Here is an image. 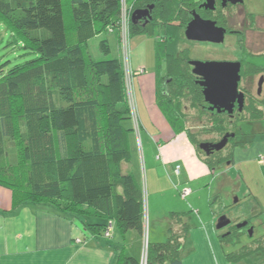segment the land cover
<instances>
[{"label":"trees","instance_id":"trees-1","mask_svg":"<svg viewBox=\"0 0 264 264\" xmlns=\"http://www.w3.org/2000/svg\"><path fill=\"white\" fill-rule=\"evenodd\" d=\"M123 2L130 16L135 10L153 5L149 18L133 22L130 17L129 36L158 38L157 105L174 132L188 134L210 170L222 161L217 159L214 164L202 154L198 133L187 124L192 117L187 111L195 110V118L191 119L195 122L207 113L213 118L209 130L221 135L232 131L233 120L225 123L223 115L228 114L206 110L200 77L190 67V49L185 47L177 55L172 54L167 50V40L157 34L171 24L185 30L194 11L233 29L228 24L227 9L203 13L196 0H0V22L22 44L25 54L33 55L6 72L7 63L0 68V186L11 191L13 206L49 204L58 213L96 218L84 221V227L93 234L105 235L110 222L114 223L124 239L115 264H141L146 233L145 194L133 172L123 167L131 159L130 136L134 131L126 66L122 58L109 57L108 39L99 42L105 56L102 59L93 55L90 46L94 37L111 28L121 41ZM261 17L264 21V15L258 20ZM245 18L249 29L264 35V29L257 27L255 14L247 13ZM244 28L238 34L242 52L246 56L263 54L264 47L259 51L249 47ZM162 63L171 75L174 93L159 89ZM243 66L241 75L251 94V74L263 73V67L249 62ZM248 107L253 115L247 119L263 118L262 106H248L247 102L240 118ZM238 131L233 133L237 135ZM230 155L232 163L233 151ZM184 216L171 212L169 237L161 242L148 241L147 264H184L183 239L188 229ZM131 232L136 233L138 245L131 246ZM241 233L234 230L221 234L222 245L236 244ZM262 241L264 236L250 246L226 252L228 262L235 264L258 251L264 259Z\"/></svg>","mask_w":264,"mask_h":264},{"label":"rangeland","instance_id":"rangeland-1","mask_svg":"<svg viewBox=\"0 0 264 264\" xmlns=\"http://www.w3.org/2000/svg\"><path fill=\"white\" fill-rule=\"evenodd\" d=\"M244 3L248 12L255 15L264 14V0H244ZM224 12H226V9H224ZM235 12L236 11H234L233 14H235ZM241 14H243L242 11L236 13L235 16V21L238 23L244 21V17ZM243 15L245 16V14ZM258 21L259 27L264 29L263 17ZM260 32L261 31L253 30L247 33V44L254 51H259L264 47V35ZM157 36L160 39L164 38V40H167V50L172 54L177 55L183 48L188 47L190 49L191 60L241 61L243 65L245 62H249L250 64L263 67L261 71L263 73L257 75L251 74V77L253 76L252 85L250 87L251 94L246 91L245 77H242L239 87L241 91L246 93V102L248 106H253L255 104L259 107L260 105L262 106V116L264 117V104L262 103V101L264 102V84L261 86L262 95L258 94V81L260 76H264V53L246 56L238 45L237 37L232 33H227L222 43L192 41L187 39L183 28L171 24L166 27L165 31H158ZM103 38L108 39L111 47V54L109 57H120L125 64L124 43L122 39L120 42L118 41V34L115 31L109 30L106 33L94 37L90 41L93 55L98 59L105 57L99 49V42ZM157 39L142 34L128 37L129 64L133 70L143 66L144 68L142 69L145 71L144 77L147 76V79L152 77L154 80V72H156L155 42ZM25 52V49L22 48V44L15 41L8 27L0 22V68L3 64L7 63L8 65L5 68L6 72L10 68L33 57V55L25 54ZM167 69L165 64L162 63L160 81L158 84L159 89L164 93L167 90L170 91V93H174L175 88L171 86V83L168 87L164 85L165 79L171 78ZM187 112L192 116L187 119V124L188 126L191 125L192 131L194 130L198 133L201 142L216 141L222 138L220 132L209 130L213 126V118L210 119L207 113L201 115L200 122H195L191 120L195 118V110L189 108ZM237 113L238 111L236 110L235 117L232 119L233 127L231 132L235 131V129L238 131L239 129L240 133L238 131V134L235 135V137L232 138V142L229 143L230 145L224 150L215 154L213 157L208 156L210 161L214 164L217 159L219 160L222 158V161L215 166L216 168L213 169V172L208 170L205 174H198L194 178L188 179L187 186L191 187L194 195L186 199L181 197L177 187L174 186V183H177L180 179L174 178L175 176H173L172 171L169 169L168 171H163V169H161L160 172L157 171V176L161 175L159 186L162 190H160L161 192L157 195H153L151 192H148V189L145 187L146 174L144 165L141 166V187L145 194V236L148 241L150 232L153 231L154 227L158 228V223L164 221L168 215H170V211L185 213V216L193 218L192 221L196 223H199L207 216L216 219V216L219 218L221 215H226L231 220V223L234 224L241 223L242 221H250L254 228L253 236H250L248 231L242 232L238 237L239 240H236V244L228 245V249H236L237 251L244 246H250L264 236V213L256 215V207L252 204V197L254 195L255 197H261L264 203V166H261L258 162L260 157H264V130L263 132L261 131L264 128V119L260 121L262 122V128H260L259 124L256 125L254 122H251L256 120L247 119L253 115L249 107L241 115L242 118H240V115ZM223 117L225 118V123L231 120V117H228V115H223ZM131 134L135 137V130L132 131ZM247 145L250 148L246 147ZM232 151L234 162L231 163L228 159ZM201 152L203 155H206L204 151L201 150ZM252 154L253 157L251 159L250 157ZM256 156L260 157H258L257 161H254ZM133 158L135 157L133 156ZM12 159H14V157H12ZM228 164H230V166ZM169 186H171L172 190L165 188ZM251 189L255 193L253 196L249 193ZM236 199L239 201L236 202ZM198 211H200L199 214ZM87 219L88 221L97 220L93 217H87ZM224 229L218 230L221 231L223 235L228 234V230ZM115 230L116 226L114 225V232L117 231ZM144 248L145 241L143 245V249ZM243 261L251 264L260 263L264 261L263 254L261 251H258L244 258Z\"/></svg>","mask_w":264,"mask_h":264},{"label":"crops","instance_id":"crops-1","mask_svg":"<svg viewBox=\"0 0 264 264\" xmlns=\"http://www.w3.org/2000/svg\"><path fill=\"white\" fill-rule=\"evenodd\" d=\"M129 67L131 92L136 111V123L134 121L136 135L130 136L131 159L124 163L123 167L134 172L139 185L142 186L140 170L144 165L145 187L153 195H157L162 190L159 186L161 175L157 176V171L169 169L174 178L180 179L174 183L180 193V189L187 187L189 178L214 170H210L203 157L198 154L196 146L186 132H174L157 105L156 72H154V80L152 77L147 79V76L144 77L145 71L140 72L143 66L134 70L130 64ZM262 119L264 117L251 122L259 124L262 128L260 122ZM263 130L264 128L261 131ZM252 157L253 154L250 158ZM258 157L260 156H256L254 161H257ZM260 158L258 162L264 166ZM178 165L179 173L175 171ZM165 188L172 190L171 186ZM249 193L252 196L255 194L252 189ZM192 195L193 192L190 196ZM252 199V204L256 207L255 214L264 213L263 199L255 195ZM238 201L236 199V202ZM171 212L175 211H170V215L158 223V228L154 227L150 232L148 238L150 242L165 241L169 237L173 224ZM192 219L188 216L184 217L188 229L183 239V263L232 264L228 262L226 252L233 249L222 245L220 240L222 232L216 228L218 216L216 219L207 216L199 223ZM84 221L89 222L86 217L77 218L58 213L49 204L27 203L13 206L11 191L0 186V264H115L116 253L124 246L122 234L117 228L114 232L115 224L112 223L111 236L106 237L103 234L91 233L84 227ZM129 238L131 246L138 245L139 239L136 233H129ZM235 264L251 263L242 260ZM257 264H264V261Z\"/></svg>","mask_w":264,"mask_h":264},{"label":"water","instance_id":"water-1","mask_svg":"<svg viewBox=\"0 0 264 264\" xmlns=\"http://www.w3.org/2000/svg\"><path fill=\"white\" fill-rule=\"evenodd\" d=\"M238 3L243 0H222L223 6L227 2ZM206 9H215V0H206L200 5ZM153 5L145 9L135 10L131 15V20L136 22L142 18H149ZM227 29L217 24V21L202 17L197 11L193 12V17L185 28V36L192 41L222 43L225 40ZM193 73L200 77V85L203 87L205 101L210 105L211 110L218 113L227 112L233 114L236 106L241 112L245 106L246 95L240 90L242 79V63L240 61H201L192 60ZM230 137H235V133H227L222 140L217 143L202 142L199 147L207 154L212 150H222L228 143ZM231 220L226 215H221L216 222V228L222 229L229 225ZM248 221L239 223L238 227H243ZM254 228H249L250 236H253Z\"/></svg>","mask_w":264,"mask_h":264},{"label":"flooded vegetation","instance_id":"flooded-vegetation-1","mask_svg":"<svg viewBox=\"0 0 264 264\" xmlns=\"http://www.w3.org/2000/svg\"><path fill=\"white\" fill-rule=\"evenodd\" d=\"M205 1L206 0H201L200 1V5L203 3H205ZM200 5H199V10L200 11H202L203 13H205V12H209V11H212V12H215V11H220V10H224V9H227L228 10V12L230 13V15H229V13H228V15H227V20H228V24H229V26H231L233 29H230V30H228L227 29V33H232V34H234L236 37H237V40H238V34L239 33H241L242 32V30L243 29H245L244 27L246 26L247 27V29H246V31H245V33H246V36H247V33L248 32H250V31H253L252 29H249L248 27L250 26V23L246 20L245 21V17H246V14L247 13H250V12H248L247 10H246V7L244 6L245 5V3H244V0L242 1V2H238V3H232V2H227V4L225 5V6H223V4H222V0H215V9L214 10H210V9H206V8H204L203 6L200 8ZM234 11H236L235 12V14H233V12ZM242 11V13L243 14H245V16L243 15V14H241L243 17H244V21L243 22H241V23H238V22H236L235 20H236V18H235V16H236V13H240ZM261 15H264V14H258V15H256V22H257V20H258V16H261ZM257 24V27H259V25H258V22L256 23ZM192 61V60H191ZM191 61H189L190 62V67H192L191 69L193 70V66L191 65ZM241 62V61H240ZM242 66H243V63H242ZM193 72V71H192ZM171 81V78H167V79H165V86H167L168 87V85L171 83L170 82ZM262 84H264V76H260V78H259V81H258V85H259V89H258V94L259 95H262V90H261V86H262ZM245 95H246V93H245ZM247 100V99H246ZM207 103V102H206ZM206 110L208 111V112H210L211 114H228V116H230L231 117V119H233L234 117H235V114H236V110L238 111V113L237 114H240V113H242V111L240 112L239 110H238V106H236V108H235V111H234V113L231 115V114H229V113H227V112H221V113H218V111L217 110H211L210 109V105L207 103V107H206ZM227 133H233V132H231V131H227V132H225L223 135H222V138L220 139V140H222L223 138H224V136L227 134ZM236 135V134H235ZM232 138L233 137H230L229 138V141H228V143H227V145L222 149V150H224L227 146H229L230 144V142H232ZM220 140H216V141H208L209 143H217V142H219ZM202 150V149H201ZM222 150H219V151H217V150H212V149H210V153L209 154H207L204 150H202V151H204L205 152V154L207 155V156H215V154H217V153H219V152H221ZM243 222V221H242ZM239 224V223H238ZM237 223L236 224H234V223H230L229 225H227L226 227H224V228H226V229H224V228H222V229H224V230H228L227 232L228 233H230V232H232V231H234V230H238V231H241V232H249V228L252 226L251 225V223L248 221V224L246 225V226H243V227H238L237 225H238ZM222 229H220V230H222Z\"/></svg>","mask_w":264,"mask_h":264},{"label":"built area","instance_id":"built-area-1","mask_svg":"<svg viewBox=\"0 0 264 264\" xmlns=\"http://www.w3.org/2000/svg\"><path fill=\"white\" fill-rule=\"evenodd\" d=\"M130 14L127 10L126 4L125 2H123V7L121 10V26H120V32H121V38L122 41L124 43V53H125V66H126V73H127V84H128V91H129V98H130V102L132 104V108H133V119L134 121L136 120V111L134 109V103H133V97H132V92H131V70L129 67V49H128V37L129 36V19H130ZM111 31H114L112 28L110 29ZM128 61V62H127ZM127 62V63H126ZM143 69L141 68L140 72H142ZM130 77V79H129ZM260 162L264 163V157L260 158ZM177 173L180 172V166H176V170ZM192 193V189L191 187H183L182 189H180V194L181 197L186 199L188 196H190V194ZM113 230V225L112 222H110L109 226L106 228L105 230V236L109 237L111 236ZM80 241V240H78ZM148 240L147 238L145 239V248L143 249V256H142V260H141V264H147V247H148Z\"/></svg>","mask_w":264,"mask_h":264}]
</instances>
